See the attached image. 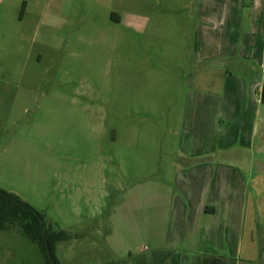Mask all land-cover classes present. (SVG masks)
<instances>
[{"label": "rangeland", "instance_id": "rangeland-1", "mask_svg": "<svg viewBox=\"0 0 264 264\" xmlns=\"http://www.w3.org/2000/svg\"><path fill=\"white\" fill-rule=\"evenodd\" d=\"M239 1L0 0V190L71 236L54 247L57 264H199L187 253L143 248L131 192L168 183L183 162L191 98L228 94L230 75L264 77L198 43L199 7L229 13L223 31H236L230 19L240 16ZM224 129L238 141L234 124ZM224 155L245 172L249 156L264 161L237 148ZM0 264L46 260L10 230L0 231Z\"/></svg>", "mask_w": 264, "mask_h": 264}, {"label": "crops", "instance_id": "crops-1", "mask_svg": "<svg viewBox=\"0 0 264 264\" xmlns=\"http://www.w3.org/2000/svg\"><path fill=\"white\" fill-rule=\"evenodd\" d=\"M237 4L240 16L230 19L236 23V31L229 32L223 31L229 13L215 17L199 7L198 18L205 26L199 31V46L205 53L217 51L225 59L239 57V64L248 62L264 69V0H240ZM211 21L215 26L210 28ZM229 78L228 94L191 98L187 108L192 118L186 131L189 141L180 153L183 162L171 170L172 179L143 184L147 189L129 190L138 193V206L134 207L143 226V248L154 256L172 250L193 255L190 260L199 264L205 256L223 257L234 264H254L264 258L259 243L264 234V161L249 156L245 172L224 155L234 148L264 155V105L260 98L264 77ZM231 123L236 142L226 138L224 127ZM250 167L256 173L250 172ZM123 211L125 221L134 222L131 206Z\"/></svg>", "mask_w": 264, "mask_h": 264}, {"label": "trees", "instance_id": "trees-1", "mask_svg": "<svg viewBox=\"0 0 264 264\" xmlns=\"http://www.w3.org/2000/svg\"><path fill=\"white\" fill-rule=\"evenodd\" d=\"M24 8L25 3L22 6V13ZM260 98L264 105V83ZM10 230H17L20 236L36 244L45 257L46 264H52L46 253V244H49L54 255L56 244L71 238L66 232L54 231L51 227H47L43 217L16 194L0 190V231ZM55 262L57 264L56 259ZM202 264H234V262L223 257L205 256Z\"/></svg>", "mask_w": 264, "mask_h": 264}, {"label": "water", "instance_id": "water-1", "mask_svg": "<svg viewBox=\"0 0 264 264\" xmlns=\"http://www.w3.org/2000/svg\"><path fill=\"white\" fill-rule=\"evenodd\" d=\"M46 253L48 256V259L50 260V262L52 264H56L55 259H54V255L52 253L51 247L49 246V244H46Z\"/></svg>", "mask_w": 264, "mask_h": 264}]
</instances>
